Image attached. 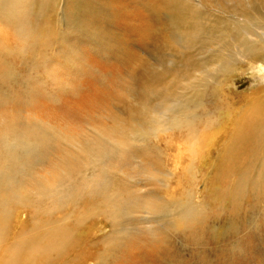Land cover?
<instances>
[{
    "label": "rangeland",
    "instance_id": "374dc122",
    "mask_svg": "<svg viewBox=\"0 0 264 264\" xmlns=\"http://www.w3.org/2000/svg\"><path fill=\"white\" fill-rule=\"evenodd\" d=\"M24 2L23 22L0 4V264L21 244L17 264H264V159L223 160L264 57L215 50L264 0ZM192 9L209 43L189 54Z\"/></svg>",
    "mask_w": 264,
    "mask_h": 264
},
{
    "label": "bare ground",
    "instance_id": "6f19581e",
    "mask_svg": "<svg viewBox=\"0 0 264 264\" xmlns=\"http://www.w3.org/2000/svg\"><path fill=\"white\" fill-rule=\"evenodd\" d=\"M227 2L231 5H239L237 0H227ZM0 4L5 10L7 15L6 17L9 20L23 22L27 17V3H25L24 0H0ZM259 6L261 7L262 5L249 3L246 8L243 7V9L241 10V16L243 17V19H251H246L244 21L242 20L243 22L241 23L243 25L236 24L233 30H229V32L226 34V42L219 40L215 44V50L217 54L218 47V50L223 57L232 59L235 67L237 66V64L240 65L242 62L247 63L248 59L250 58L254 59L257 56L264 57V37H257L260 31L261 33H264V11L262 12ZM184 8L185 4H183L182 6V9ZM245 10H247V12H245ZM193 12L194 9L191 10V13L189 15L181 17L179 25L174 24V27L178 26L180 29H183L185 33L190 32L189 41L186 45L183 46V49H187L189 46L194 47L192 49H187L189 51V54L193 51L203 48V44L206 45L207 42L209 43V40L205 38V30L202 26V24L205 23L202 21L200 16L202 11H198L197 9H195V16L198 22L194 19ZM206 24L210 25V23ZM257 42L259 46L257 45ZM255 48H257V51H255ZM203 71L204 67L201 71L199 70L200 73ZM194 78L195 80L191 82L194 84V86H192L193 89L199 90L201 86H203L205 89V83L201 80V78ZM210 82H216L214 76H210L206 83L209 84ZM243 123L249 128H242L239 131V144H237L236 148L229 149L224 152L223 160L230 169L238 167L239 163L242 160L244 161L245 159L251 158V165L248 167L249 170L252 167L254 168L256 160L264 159V97L251 104L249 113L243 119ZM3 131L5 136L15 135L14 137L16 138L21 137L20 139H23L26 136L22 132H12L8 128L4 129ZM232 141H234V138H232ZM100 148V150L102 151L106 150V148H104L103 146H100ZM9 184L10 181L7 180V178H5L4 180H0V188ZM52 242L53 244H51L50 247H54L56 243L60 242L59 237L57 236ZM23 250L24 245L21 244L17 252L11 258L10 263L17 264V262L23 261L21 258V253Z\"/></svg>",
    "mask_w": 264,
    "mask_h": 264
},
{
    "label": "clouds",
    "instance_id": "9594fccd",
    "mask_svg": "<svg viewBox=\"0 0 264 264\" xmlns=\"http://www.w3.org/2000/svg\"><path fill=\"white\" fill-rule=\"evenodd\" d=\"M2 123V120H0ZM89 135L90 142L95 143L97 147L102 146V143L107 139L108 133L103 129H93Z\"/></svg>",
    "mask_w": 264,
    "mask_h": 264
}]
</instances>
